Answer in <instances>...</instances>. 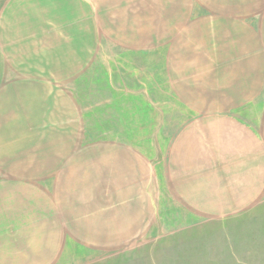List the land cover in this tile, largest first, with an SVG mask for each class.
<instances>
[{
    "label": "crops",
    "instance_id": "1",
    "mask_svg": "<svg viewBox=\"0 0 264 264\" xmlns=\"http://www.w3.org/2000/svg\"><path fill=\"white\" fill-rule=\"evenodd\" d=\"M0 148V264L258 216L264 0H0Z\"/></svg>",
    "mask_w": 264,
    "mask_h": 264
},
{
    "label": "rangeland",
    "instance_id": "2",
    "mask_svg": "<svg viewBox=\"0 0 264 264\" xmlns=\"http://www.w3.org/2000/svg\"><path fill=\"white\" fill-rule=\"evenodd\" d=\"M4 146L2 150L8 149L11 152L10 145ZM2 150L0 148V155ZM4 161L3 157L0 161L1 170L2 165L7 166ZM262 205L258 216H253L251 211H245L243 216L208 222L206 220L203 224L193 225L192 228L180 230L174 235L171 229L180 228L181 225H168L173 220L181 219L182 215L178 211H164V228L170 230L165 231L162 226H155L157 240L150 241L154 235L149 231L148 237L142 241L147 243L139 250L133 248L136 243L132 244L131 249L134 250L129 253L132 255L130 264H264V204ZM157 212L159 215L160 211ZM204 233L207 235L203 236ZM139 242L140 240L137 241ZM137 253L141 257H135Z\"/></svg>",
    "mask_w": 264,
    "mask_h": 264
}]
</instances>
